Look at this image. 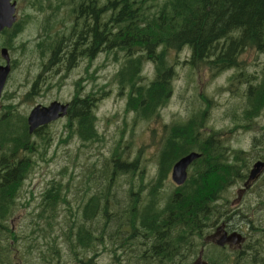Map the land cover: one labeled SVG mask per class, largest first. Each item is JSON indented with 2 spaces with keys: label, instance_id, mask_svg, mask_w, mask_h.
<instances>
[{
  "label": "trees",
  "instance_id": "1",
  "mask_svg": "<svg viewBox=\"0 0 264 264\" xmlns=\"http://www.w3.org/2000/svg\"><path fill=\"white\" fill-rule=\"evenodd\" d=\"M25 1L32 2L28 7L35 15L22 21L37 27L35 36L51 50L52 63L59 55L73 60L78 53L92 61L104 51L119 63L113 79L127 94L126 111L139 121L157 116L173 92L176 71L169 52L186 49V64H205L212 77L238 69L229 91L240 85L241 113L224 118L231 131L242 129L255 137L243 150L231 148L216 130L205 132L213 100L199 94L201 107L190 117L164 125L154 178L144 183L147 172L139 156H130L127 145L118 146L85 165L77 193L53 182L32 212L29 230L16 233L7 221L34 167L37 145L30 141L25 118L7 110L6 116L14 117L0 126V264H68L63 250L79 264H87L96 250L109 251L110 264H191L208 246L209 226L231 217L248 221L243 249L224 258L203 251V258L215 264H264V173L245 193L251 203L232 207L224 199L227 190L246 182L253 163H264V124H259L264 112V0ZM21 27L15 23L13 33ZM246 53L256 58L248 78L241 75ZM91 94L76 93L70 101L69 136L81 143L102 142L93 112L99 95ZM193 151L200 157L190 165L185 183L164 190L173 165Z\"/></svg>",
  "mask_w": 264,
  "mask_h": 264
},
{
  "label": "rangeland",
  "instance_id": "2",
  "mask_svg": "<svg viewBox=\"0 0 264 264\" xmlns=\"http://www.w3.org/2000/svg\"><path fill=\"white\" fill-rule=\"evenodd\" d=\"M17 8V20L22 22L26 13L23 0L18 1ZM23 26L24 29L16 40L17 50L10 52L11 59L15 61V68L3 92L2 104H12L14 114L25 118L38 104L46 105L54 99L69 101L71 96L81 92L82 95L88 94L92 97L93 92L99 95L93 112L97 118L96 129L102 142L81 143L77 138L69 136L68 118L50 125L44 133L40 134L41 139H37L39 143L37 155L31 156L34 167L24 180L19 197L15 201L16 211L7 221L8 227L16 233L29 230L32 212L42 203L45 190L53 182H61L62 186L68 187L67 191L71 194L77 193L78 178L84 173L85 165L103 159L118 146L127 145L130 156H139L141 161L139 164L143 163L147 172V176L143 178L144 183L149 178H154L157 168L155 157L160 148L164 125L170 126L187 116L190 117L193 109L201 107L199 94L211 98L214 107L208 111L207 129L204 131L216 130L220 138L225 140L231 148L250 149L252 137L255 136L242 129L231 131L233 127H230L228 120L224 118L231 113H241L240 103L243 97L238 94L240 85L237 88L233 87V92L229 91L230 80L238 69L227 70L212 77L205 64L192 67L186 64L189 55L186 49L169 52V63H172L176 71L172 82L173 92L167 103L158 111L157 116L146 121H139L132 112L126 111L127 94L120 93L113 79L119 63L114 62L106 51L101 52L91 62L82 54L81 57L73 60L63 61L60 67L45 66L43 68L36 63L34 56L22 53L20 51L22 48L18 50L20 44L33 38L38 30L35 25L23 24ZM242 60L240 61L243 73L241 75L248 78L249 72H254L256 69L255 55L246 53L242 56ZM146 70L149 75V71L152 70L151 63L146 66ZM28 91L31 92L30 95H27ZM234 93L238 96L235 97ZM261 116L259 124H264V112ZM172 187L175 185L169 176L164 190L172 189ZM124 188L123 183L120 189ZM242 188H244L242 183L231 187L224 194V199L230 205L236 196L244 204L251 203L249 199L251 195H241ZM68 200L72 199L68 198ZM206 249H211L210 253L206 252ZM206 249L204 253L207 257H210V254L217 258L232 256L226 248L219 249L214 245H208ZM61 254L65 255L68 264H79L71 262L73 258L68 251L63 250ZM95 254L89 258V262L86 259L87 264L111 263L112 255L109 251L96 250ZM125 264L128 262L126 261Z\"/></svg>",
  "mask_w": 264,
  "mask_h": 264
},
{
  "label": "flooded vegetation",
  "instance_id": "3",
  "mask_svg": "<svg viewBox=\"0 0 264 264\" xmlns=\"http://www.w3.org/2000/svg\"><path fill=\"white\" fill-rule=\"evenodd\" d=\"M18 1L19 0H16V6H15V16H16L15 23L18 22V23L22 24V26H23V24H24L23 21L19 22L17 20V15H18L17 5H18ZM23 3H24V9L26 10V13H25L24 17L25 18L28 17V16L34 17L35 13L32 11V9H30L28 7L29 5L32 6V2L24 0ZM24 17L22 18V20H24ZM27 22H29V21H27ZM27 22L25 23V25L27 24ZM15 23H14V25H15ZM14 25L10 29H5L4 31H2L0 33V40H2L1 43H0V50L3 49V48H6L8 50L9 57H10V52H13V51L17 50L15 48L17 46L16 40L18 39L19 34L24 29V26H23V27L20 28V30H21L20 32L13 33V29H15ZM8 30L11 31V32H8ZM12 34L15 36L14 38H12ZM8 35L10 36V39H12L13 41H9ZM38 40H39L38 39V35L34 36L33 38L27 40L26 42L21 43L19 48H18V50H20V48L26 50L27 55L34 56L36 58V63H39V65L43 66V68L45 66H48V68L51 67V66L60 67L61 63L63 61L67 62V61L70 60V56H68V55H63V56L59 55L58 59L53 60L54 62L52 63V52H51V50L50 49L46 50V45L44 43L43 44H39ZM9 44H11L10 47H9ZM25 45H27V46H25ZM37 46L41 49V51H40V49L37 48ZM20 51L22 52V50H20ZM81 55L82 54L78 53L75 56L76 57H81ZM89 62H91V60H89ZM0 65H5V61L3 60V58L1 56H0ZM14 68H15V61H14V59H11V57H10V72H9V75L7 76V79L5 81V85L3 87V90H2L1 96H0V126H2L5 122H9V120L13 121V117L14 116L18 117V115L14 114V110L12 109V104H2L3 92H4L8 82H9L11 76H12ZM49 72H51V71H49ZM30 94H31V92L28 91L27 95H30ZM78 94L82 95V92L78 93ZM72 97L73 96L70 97L69 101H62V100L54 99V100L50 101L49 103H47L46 105L38 104V105H41V106H48L53 101H59V102L64 103V104H68V114L65 117H63V118L58 119L57 121L49 123L47 126H42V127H39L38 129H35L32 134L28 133L27 117H28L30 112L28 113V115L25 117V126H26L27 133L30 135V141L33 142V144L39 146V143L37 141V139H39V138H38L37 134L44 133L46 131L47 127H49L50 125H52V124H54L56 122H60L62 120H65L66 118H68V119L70 118V114H69L70 108H71L70 101H71ZM7 110H11L14 116H6L7 115ZM17 125L19 126V124H17ZM257 181H254L251 184H248L247 186H245V184L242 183V187H244V188L241 189V195H245V193L250 191L251 187ZM231 205H232V207H236V206L242 205V201L241 200L239 201L238 197L236 196V198L234 199V201H233V203ZM247 222H248L247 220H241V219H238V218H235V217H231L230 220H221V221L219 220V221L215 222L214 225H210L209 226L208 234H207L206 237L213 236L214 240H218L220 237H222L224 235V233L226 234V236L230 235L231 233L239 234L242 237V240H243V242L240 244V247H238L239 244H230V245H226L225 247L222 248V249H224V248L228 249L229 251H231L235 255L240 250L243 249L245 243L248 240V237H247L248 236V230H247V227L245 226V224H247ZM205 243H207V245H214L211 242V240L209 242H205ZM214 246L217 247L216 245H214ZM202 247L204 248L205 246H202ZM217 248L221 249L220 247H217ZM204 260L207 261L206 259H204Z\"/></svg>",
  "mask_w": 264,
  "mask_h": 264
},
{
  "label": "water",
  "instance_id": "4",
  "mask_svg": "<svg viewBox=\"0 0 264 264\" xmlns=\"http://www.w3.org/2000/svg\"><path fill=\"white\" fill-rule=\"evenodd\" d=\"M15 6L16 0H0V33L5 29H10L15 21ZM0 56L5 61V65H0V96L5 85V81L10 72V57L8 50L3 48L0 50ZM68 114V104L61 103L59 101H53L48 106H35L27 117L28 133L32 134L35 129L42 126H47L49 123L57 121L60 118L65 117ZM200 157L198 152H190L189 154L180 158L172 167L170 173V179L175 186H181L185 183L188 177V169L190 165ZM264 173L263 161H256L252 164L245 186L257 181L258 178ZM213 236L206 237L205 242H211L217 247L223 248L230 244H240L243 242L242 237L237 233H231L230 235H224L218 240H214ZM201 247L195 260L191 264H215L208 263L203 259V250Z\"/></svg>",
  "mask_w": 264,
  "mask_h": 264
},
{
  "label": "bare ground",
  "instance_id": "5",
  "mask_svg": "<svg viewBox=\"0 0 264 264\" xmlns=\"http://www.w3.org/2000/svg\"><path fill=\"white\" fill-rule=\"evenodd\" d=\"M217 251V250H216Z\"/></svg>",
  "mask_w": 264,
  "mask_h": 264
}]
</instances>
